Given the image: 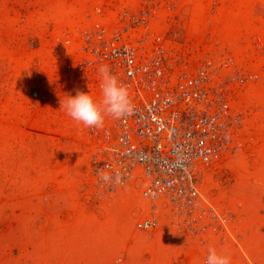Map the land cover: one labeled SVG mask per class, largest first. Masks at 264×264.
Wrapping results in <instances>:
<instances>
[{
    "label": "rangeland",
    "instance_id": "1",
    "mask_svg": "<svg viewBox=\"0 0 264 264\" xmlns=\"http://www.w3.org/2000/svg\"><path fill=\"white\" fill-rule=\"evenodd\" d=\"M106 1L0 0V264H204L209 247L231 264H264V0H117L152 5L182 50L226 49L251 76L231 96L239 148L202 188L226 226L205 231L168 218L137 230L147 208L137 191L95 198L85 186L86 127L61 104L94 83L56 46Z\"/></svg>",
    "mask_w": 264,
    "mask_h": 264
},
{
    "label": "built area",
    "instance_id": "2",
    "mask_svg": "<svg viewBox=\"0 0 264 264\" xmlns=\"http://www.w3.org/2000/svg\"><path fill=\"white\" fill-rule=\"evenodd\" d=\"M92 11L94 18L62 30L56 47L67 52L73 72L91 75L94 99L101 95L98 68L107 65L127 85L133 110L86 128L87 190L95 198L137 191L147 204L137 230H154L167 218L177 231L226 226L224 211L202 188L239 148L242 117L231 96L250 74L226 49L182 50L153 20L150 4L105 2ZM31 95L46 97L36 87Z\"/></svg>",
    "mask_w": 264,
    "mask_h": 264
},
{
    "label": "clouds",
    "instance_id": "3",
    "mask_svg": "<svg viewBox=\"0 0 264 264\" xmlns=\"http://www.w3.org/2000/svg\"><path fill=\"white\" fill-rule=\"evenodd\" d=\"M98 72L101 93L99 99H94L89 93L77 91L75 96H66L61 104V108L73 121L89 129L102 128L106 117L119 119L133 110L127 85L120 82L107 65H101ZM204 264H231V258L228 254L209 247Z\"/></svg>",
    "mask_w": 264,
    "mask_h": 264
},
{
    "label": "crops",
    "instance_id": "4",
    "mask_svg": "<svg viewBox=\"0 0 264 264\" xmlns=\"http://www.w3.org/2000/svg\"><path fill=\"white\" fill-rule=\"evenodd\" d=\"M120 1V0H119ZM106 2H116L117 3V0H108V1H106Z\"/></svg>",
    "mask_w": 264,
    "mask_h": 264
}]
</instances>
